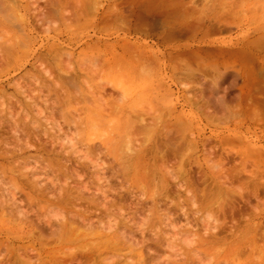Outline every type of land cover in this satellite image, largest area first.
I'll use <instances>...</instances> for the list:
<instances>
[{"label": "rangeland", "instance_id": "rangeland-1", "mask_svg": "<svg viewBox=\"0 0 264 264\" xmlns=\"http://www.w3.org/2000/svg\"><path fill=\"white\" fill-rule=\"evenodd\" d=\"M14 1H16V4L15 2L13 3L12 0H0V3L3 2L4 4V5H2V3L0 4L3 6V8L1 6L0 12L3 10L5 13L8 12L7 13L8 17L3 12V14L5 15V18H3V14H0V47L4 48L5 42H7L9 43L8 45L10 46H11L10 43L15 44V47L19 49V52L16 53L18 58L16 60L13 58L12 61H10L13 63L11 64L12 67L9 64L8 60L4 62H5V65L7 64L9 66V69L7 67H4L6 70H4V68L2 70L1 68L3 66H0L1 67L0 68L1 70L0 71L1 72L0 82L2 81L0 83V101L4 102L5 104V106H2V107L0 106V113H1L0 116L5 120V122H3L2 125L0 126V138H1L0 139L1 141L0 150H2L0 151V177H1L0 182L4 183V185H0V193L2 191L1 188H8L9 193H12L15 191L14 186L12 185V183H10V181L12 180L11 175L14 174V173L11 174V171H9L11 168V166H9V164L11 163L9 162L10 161L12 162V159H10L9 161H6L4 159V156L6 155H3V154H7V152L11 153L14 150L15 146L17 147L18 146L17 144H19L20 142H21L20 147L24 146L26 147V149H25L24 154L21 157H17L15 159L17 160L16 162H18V164H15L16 163L15 162L14 163L15 165L12 166V168L16 171V175L15 174L14 175L16 176L18 180L20 179V174L18 173V170H23L26 178L30 177V173L37 172L39 174V176H37L38 178L44 179L48 183L55 181L56 184L61 185L65 183L64 181L66 180V178L63 175L59 174L60 172L59 168H61V173H62V170L69 172V173H74L75 169L78 167L77 164L80 163L79 162L80 156H78L79 158L78 159L76 155L81 153L80 155L82 157L84 156L86 152H89L87 151V149L89 150L90 148V152H94L93 147L98 146V149L100 150L101 148L102 151L100 150L101 152L99 151L96 153H92V157L96 159L98 158V156L100 157L99 158L100 160L98 162L99 164L102 163L101 165H103L105 169L102 171L107 173L106 179L108 182H111V183L102 182V185L104 187L107 186L108 188H111V187H113L114 189L117 188L118 189L117 191H120L122 194L124 193L127 194L129 190L132 192V195L135 193L136 196H138L139 194L141 195V193H144L145 197L143 195H141L143 198L140 197L142 200L149 199L148 197H151V195L154 196V193L157 195L156 192H159L162 190V189L160 190L159 188L160 187L159 184L161 182L157 184V186L156 184L152 182L153 184H149L150 186L152 185V187L147 185L145 188L144 186L130 183V181H136L134 179H136L135 173L136 171L139 170L138 168L136 170H133L132 172L130 171L127 174L124 173L123 174L124 179L123 178L122 179L120 178L121 180L112 179L111 177L112 169L122 170L121 168L123 166L121 165L124 162L122 160H124L125 157L126 159L128 157L126 155L125 156L123 155L124 158L123 157H122L123 159L120 158L122 152L127 153L126 151H123L124 141L126 143L127 141H129L130 143L132 142L131 144H128L129 142L127 144L128 146L130 145L131 147H133L132 146L133 142H136L137 140V142L133 144L134 147L135 145L137 146L136 148H140L142 146L141 144H143V141L146 142V140H149L147 142H150V144H147V146L149 147L150 146L153 147L152 145L153 143L156 145L158 144L160 146V143L163 142L162 140L164 137L166 138L169 136L172 137V135L174 137L176 133H179V131L176 132L175 130H180L182 134L181 138L184 139V143L187 141V139L189 142L191 141V139L193 141V142L191 141L192 145H191V142L190 143L187 142L189 145H191V147L190 146L188 147L187 144L186 145L188 148L185 146L182 147L183 150L186 148V151L185 150L184 151L185 153L187 152L186 153L187 156L185 157V160L186 161L190 160V157L192 159V162L188 163L187 161L188 165H185V166H186L187 172H189L190 170L189 173L191 175V172H192L193 176L195 175L197 176V174L199 176V173L201 174V171L202 173L204 171V173H206L208 176L209 175L212 176L213 174L220 173L221 170L222 172H224L223 167H222L223 169L221 168V170L218 169L219 171L217 169L216 170L214 169L215 166L213 168V164L215 165L216 162H219L220 167L223 165H226L228 167L227 164H230V162L228 163V161H231L232 159H230L231 157L230 154L225 153V152H229V151L226 150L224 152L223 148L218 145L219 142H217L219 139H223V138L237 139L236 142L239 143L238 145L236 143L237 146L233 145V146H229L230 148H227V149H230L229 153H231L233 156L235 155L233 162L231 161L232 163L237 162L239 158L242 159L241 157H239L241 153L242 156L244 155V157L246 156V154L249 155V158L245 157V159H243L242 162H244V160L247 161L253 156V158L250 159L251 161L253 160V165L254 163L256 166H258L257 165L258 163L260 165H263L262 163H264V161H259L256 158L255 154L260 153L264 155V106L262 107L256 106L252 101L262 96V94H259V93H261L263 89L257 88L256 85L252 83L249 84V86L245 87V84H246L245 82L247 81L246 77L249 78L253 76V70H251L252 66H251L250 60L252 58H256V56H261L264 61V46H263L264 44H260L258 42L259 40L258 38H260L262 33H264V30H263L264 29V0H239L240 2L236 0H227V1L226 0H223V1L222 0H92V1L86 0L89 6L88 4H86V2H84V0H79V1L76 0V2L75 0H65L64 3L62 0H53V2L57 1L58 2V3L56 2L57 4L56 3L54 4L53 2L50 3L51 0H47L49 2L47 4L45 0H14ZM166 1L169 4L167 3L168 5L164 6L166 4L165 3ZM77 2L80 4H77ZM155 2L157 3L156 6L154 5ZM48 4L53 5L51 7L53 9L52 10L53 12H51V14L52 13L56 14L54 11L58 12L57 9H59L58 8L59 5H61V8H60V12L56 14L58 16L54 15L55 16L54 18L52 14V17L49 18V20L47 19V21H45L39 17L41 14L39 12H42L44 9H45L44 12L45 11L47 12V10L50 11L51 8L49 7ZM158 4L160 5V7L158 6ZM47 5L48 7H46ZM79 5L82 6L81 12L83 11L84 15L86 14V18L88 20L82 19L83 17L78 16L80 12ZM54 6H56L57 9L56 7L54 8ZM71 6L74 8V14L76 15L77 19L73 17L72 15L73 12L71 16L73 19H75L76 23L74 22V20L69 21V18H68L70 17L69 14L71 13V11H73ZM6 8H8V11H6L7 10ZM40 8L42 9V11H39ZM75 8H78V10H76ZM158 8L160 9L158 10ZM166 8L168 9L170 8V10L167 9V12L169 13V15L173 11L176 12V13H173L174 15L173 17L171 14L168 19L169 15L165 11ZM185 8L186 9L189 8L188 9L189 15L188 13H186L187 17L181 15L183 14L182 10L183 11L186 10ZM36 9H39L38 10L39 12L34 11ZM68 10L69 12L65 14ZM178 10L179 11L181 10L180 11L181 14L179 15H181L182 17L179 16L181 18L180 20L183 21L182 19L186 18V21L184 20L183 22H181L178 19L177 13H180V12H177ZM148 11L151 14V17H150L151 19L148 18L150 16ZM81 12H80V15H82ZM36 13H37V16H36ZM143 13L145 14L148 13L149 15H145ZM156 13H159L161 17L160 15ZM143 15L148 16V17L144 18ZM163 15H166L164 16L166 19H164ZM36 17L40 18L39 22ZM41 17H44V16H42L41 14ZM156 17L158 20L156 19ZM64 18H66L67 20ZM172 18L173 19L176 18L175 19L176 21L173 20ZM144 19H148V21L146 20L147 21L146 24L142 23L143 21L140 22V20H144ZM167 19L168 20L171 19L173 22H176V24H171L172 21H168ZM40 20L41 21L43 20L44 22H41ZM150 21L153 22L154 24L151 23ZM166 22L167 23L169 22V23L167 26L164 27V23L167 24ZM131 23L133 26L131 25ZM219 23L220 25L218 26V28L220 29V31H217L215 33L207 31L208 26L210 25L215 26ZM226 23H228L230 27L228 26L226 28V25H227ZM141 24H142V27L140 26ZM144 25H145V30H143ZM136 26L138 27L137 29L141 27L143 32L142 30H136ZM173 29H176V30L178 29L180 33H178L179 32L178 30H177L178 32L177 31L175 32ZM162 31H164V35H162L163 34ZM167 39H170V40H167ZM166 40L169 42L166 43L167 42ZM124 42L128 45L126 46ZM16 44L19 45V47L16 46ZM249 44L251 45L249 47H246ZM242 47L245 48L244 52L235 53L236 51L243 49ZM59 50H62L61 52H63V54L65 53L64 54L65 56H63V54H60ZM228 51H232L234 53H231L225 56L219 55L220 53H225V52H227L228 54ZM194 52H197V53H194ZM206 52H215L218 55H207ZM50 54L55 57L56 59L55 61L51 59L53 56H51V58L49 57ZM57 54L59 57H61V58H58L59 60L61 59V61L59 62H56L57 57H58ZM66 54H69L70 57L68 55L66 56ZM42 55H45V56H42ZM40 56L45 57L44 61L42 60L43 58ZM4 58H5L4 60H6V57ZM0 60L3 61V59H0ZM9 60H11L10 57H9ZM2 61H0V63ZM45 61H49L47 62L48 64L47 68L45 65L46 64ZM41 62L43 64L45 63L44 67L40 66L42 65ZM99 63H101V66H99L100 65ZM36 66L39 67V70L37 69L38 67ZM48 68L49 69L51 68L53 72L49 70ZM46 69H48V71ZM67 71H70V73L68 72L67 74ZM71 71H74L75 73L73 74ZM191 71L194 73L196 72L195 76L197 78H199L200 76L201 77L199 79L195 78V76L190 77L192 75ZM48 72L49 74L50 72L51 74L56 73L54 77L57 75L59 81L57 79H53L54 78L53 75H52V79H50L48 77L50 76ZM187 72L188 74H190L191 72V75L189 76ZM183 73L185 74V76L183 75ZM46 74H48V76ZM70 74H73L76 78H79L77 79L78 82L76 81L79 85H78V88L75 87V90L73 87L72 89H69L68 85L64 84V78L66 79V77H71ZM241 74H244V76H242ZM60 77L62 80H60ZM215 77L216 79H214ZM71 78L73 79L74 77L72 76ZM193 78H195L196 80ZM35 79H39L40 82L43 81L42 83L45 84V87L43 85L41 87L38 83L37 85L34 82ZM184 80L188 81L190 85L192 86V88L190 85H189L190 87L187 86L189 83ZM211 80L212 81L215 80V82L214 81L210 82ZM16 81L18 83L21 82L19 85H21L22 88L26 90L27 94L29 93L30 96L35 98L36 100L35 103L37 104L36 106H26V105L25 106H10L12 104L11 102L9 103L8 100L10 99L8 98V95L6 96L5 93L11 95L10 98H13L12 97L13 95L14 99L16 98V99L24 100V97L22 95L20 96L16 90L17 88H15L16 86L14 85V83L18 84L16 83ZM52 81L56 84H53ZM58 82L61 83V85ZM216 82H218L219 84ZM194 83H195V86L193 88ZM196 83H198V85H196ZM24 84L25 86H23ZM50 84L52 86L51 87L52 89L48 91V89H50V86H49ZM10 85L12 86L14 85V86L12 87ZM55 85L61 86L60 90H64V91L61 93L58 87H56L58 90L54 89ZM48 86L49 88L47 89ZM66 86H67V89L64 88ZM243 87L245 88H244V92L242 93ZM39 88L42 89V91H44L41 93L42 95L40 97L41 101L38 100L39 98L38 95H40V93L37 89ZM76 88L78 91L76 90ZM186 88H189V90H187ZM258 89L259 91H257ZM5 90L7 92H5ZM55 90L61 93L60 94L58 92L59 98H55L57 97L55 96L56 95ZM91 90H93L94 92H99L100 94L103 93V96L107 94L104 97L106 96H107L106 98L111 97L110 101H112L113 104H115L114 102H116L118 106H121L122 108L125 107L128 111H131V113H132V109L133 110L137 109V111L135 112L136 113L140 112L141 114H144L145 116L144 119L139 121L134 118L131 124H126L127 114H122L120 111H118L113 116L108 117L106 120L93 123L96 120L98 121V119L95 118L96 120L92 121L91 120L92 117L90 119L89 112L87 113V111H85L86 109H81V108H85V106L94 105L93 102L85 103L84 102L85 100L82 97L83 95H85V93H94L93 91L91 92ZM254 90H256V93H254ZM1 91H4L5 93H2ZM202 91L205 94L206 98L211 101L212 106H209V108L212 107V110L213 109L216 110V111L214 110L215 112L213 111V114L216 113V116H211V114H209L208 116V113L206 114L203 111L207 115L206 116L204 113H201L200 108H197L198 106L202 108V106L197 104L198 106L194 107V106H189V104L186 103L185 99L189 95L190 97H192V94H193V99L195 100L199 98V95L196 92H199L201 96ZM70 92H71V95L69 98L67 96L64 99L62 98V97H65V95L69 94ZM32 93L33 95H31ZM77 93L81 95L82 99L79 98L80 95L77 97L78 95ZM256 94L261 95V96H257ZM197 95L198 97H196ZM241 96L244 97V101H242V103L240 101ZM251 96H252V100H250ZM46 97L48 99L49 104L47 102ZM60 97L62 99H60ZM80 99L83 101H80ZM50 101L54 105H52ZM76 103L78 104L75 105ZM79 109L82 112H79L80 111ZM197 109L200 112H198ZM14 110H16L17 112ZM95 110H96V106H93L92 111H91L92 115L95 114ZM131 113L129 112V114ZM134 113H132L131 115H134ZM18 114H19V117L17 116ZM219 115H220L219 118H221L220 119L221 121H219V118L217 117ZM25 117L27 118L25 121H23ZM208 117L209 118L214 117L218 119L217 120L214 118L209 119ZM32 119L35 121L34 123ZM150 119H151V122H150ZM10 120H12L11 121L12 123H10ZM13 120H15L16 122L18 120V122L21 124V128H22L21 130L23 132L22 133L23 135L21 136L22 138L20 142L19 140H16L15 134L11 131L13 127L12 126ZM26 122L28 123L26 124ZM29 123L31 124V127L33 125L36 126L37 124H39L38 127L40 128H38L37 126L33 127V128H37V130L29 128L30 127ZM119 123L121 125H129L130 129L126 127V129H124L123 132L122 131L120 132L117 130L118 136H116L117 132L114 134L113 131L117 128L116 125H118ZM154 124L157 126L159 125L158 128L163 129V130H156L157 128L156 129L154 128ZM178 124L180 125V127L178 126ZM130 125H132L133 127ZM141 125L143 126V128L145 127L149 128V125L151 126L153 125L152 128H154V131L153 130H151L150 132L147 131L148 133L147 134L141 129L145 135L142 132L140 134L141 130L139 127L142 128ZM181 125L186 126V130H183L184 126L182 129ZM23 128L26 133L28 132L27 134L23 131ZM59 128H62V131H60ZM129 131L131 133H129ZM29 133L31 134L30 136H29ZM64 133H67V134L64 135ZM137 133L139 136L137 135ZM58 134H61L59 140H58V137H59ZM66 135H68L66 137L67 139L70 136L74 138V140L73 139L70 140L71 143L74 142V145L72 144L74 146L73 148L74 151H72V147H71L72 145L66 142V145L68 143L70 145L69 147L71 148L70 149L71 151L69 150L70 152H72V153L69 152L70 156H64L68 152H66V150L63 151L62 148L60 147L61 143L64 144L65 141H69L67 139L65 141H63L64 139L63 140L61 139V136L62 137L64 136L63 138H65ZM109 136L113 137L114 140L119 139V141L116 140L119 143L116 142L115 145L114 143L113 145L109 144V146L107 147L102 145L101 144L103 143L102 141L106 142L107 144L109 143L107 141V138ZM55 138H56L57 143L55 141ZM174 138H180V135L177 134L176 137ZM60 139L63 142L61 143L58 142V141H61ZM204 139H207V140H205V143L203 144ZM177 140L179 142L180 139H177ZM208 140H210V142ZM172 141H176V139ZM13 142L15 144H13ZM145 142H144V145H145ZM207 142L209 143L205 145ZM126 143H125V146H126ZM75 144L78 145L77 149H76ZM137 144L141 146H138ZM195 144L197 145L196 148L195 147L192 148V146H195ZM12 145H14V147ZM99 145H101V147ZM61 146L63 145L61 144ZM216 146L218 148L217 150L214 149V152L218 154L217 156H214V155L213 157H209V156L207 157V155L205 156L206 151L211 150L212 147L216 148ZM63 147H66V146H63ZM69 147L67 148V151ZM134 147L129 148L127 150H130V149L134 150L135 149ZM149 147L147 149H149ZM204 148L208 150H205ZM54 149L55 151H53ZM56 150L59 151L58 152L60 153L59 156ZM61 150L65 152L64 155H61L63 154ZM76 150L78 152L80 151L81 152L77 153ZM131 152H130V155H131ZM234 152L236 153L234 154ZM211 153H213V151ZM224 155L226 156V159ZM75 156L78 160H75L76 159ZM171 156H173V154H171ZM59 158L61 159L65 158L66 160L69 159L70 161H66V162L59 161L58 162L57 159ZM173 158L174 157H172V159ZM52 159L57 161L56 164H59V167H56L55 164L51 165ZM118 159L121 160V162H119ZM196 159L200 161L199 164L196 163V165H198L197 166L198 168L195 166ZM61 162L64 163V165L61 164ZM118 162L121 164H119ZM65 163L67 165H65ZM83 163L88 164L84 160V162L80 163L81 165V166L79 165L80 168L78 167L75 171L76 174L77 172L83 173V174L80 173L83 176L82 178L81 177L79 178L80 181L78 180V177H76L77 175L75 174L74 177H71L70 179L66 180V182H69L68 184L66 183V185L64 184L63 185L66 188L68 187L69 190L71 187L72 194L74 192L77 193V191L79 190L78 186L80 187L87 186L86 189L91 188L90 193L87 192L86 189H85L86 191L84 190L85 191L84 196L86 198V195H88L87 196L88 199L91 196V200H92L93 199L92 197L94 195L93 192L96 191L94 189H97L98 185H100L101 182L97 180L96 176H92V174L95 173L94 171L97 170L95 169L96 167L88 165L90 166L89 168L91 170L88 167H86V169L88 170L87 171L86 169H84L82 165ZM175 163H174V166L171 168H177ZM187 163L185 162V164ZM72 167H75V169ZM4 168H6V171H5L6 173L2 171L4 170ZM71 168L73 171L72 170L69 171V169ZM81 168L84 169L85 172L81 171L82 170ZM55 171L58 173H56ZM127 175H129V177L130 175H132V178H128ZM125 176L127 177L125 178ZM25 177L21 178L19 182L25 183L26 181H28ZM57 178H60L61 180L63 179L64 181L62 180V183H59ZM158 180L159 179H157L155 182L158 183L160 181ZM209 181H210L209 184L212 183L211 180ZM24 183L23 185H20L19 183V186L25 193L23 194L24 202L22 203L24 205L23 208L25 207L24 208L25 213L26 212L29 213L28 214L29 219H27L26 221H22V223H20L19 218L21 217L25 219V214L24 216L18 215L19 217L16 218L17 216L14 217L16 213H14L13 217L16 218L17 220L11 217L8 218L10 219L8 221L3 222L0 220V233L2 235L7 234L14 238L21 236L24 239V241H28V243H30L31 246L35 245L33 243H38V246L31 247L30 251L32 250L36 252L35 255L39 256L35 258L37 259V262L41 260V263H46V261H48L47 259L48 252H52L53 248L52 247L50 248V246H48L46 250H44V253H41L40 251H36V248L38 249L43 246H47L49 244L53 245L54 242L56 241L54 237L50 235H46V234L44 235V237H46V240L43 237L44 239L43 241H46L45 243L47 244L42 243L43 241H41L42 240L41 235H40L41 240L40 239L37 240L38 233H41V231L38 229V226L40 225L39 221H41V223L45 221L48 222V220L49 221L50 220L62 221L63 220L62 218L65 217V215H62V214H65V211L62 212L61 214L62 210L57 209L56 210L57 214L59 213L60 215H57V217L56 216L54 217V215H56V212L55 214H53V212L50 211L52 210L51 208H48V209L43 208L44 206L42 205L43 199L41 198H34L35 200L34 203L35 205H37V207L33 203L32 206L34 207L31 208L30 207L31 205H28L27 203V194L31 195L32 197V194H35L36 190L35 189L30 190V188L33 185L31 182L30 183L27 182L25 184ZM80 183H82L83 185H81ZM107 183L109 185H107ZM169 183L171 182L169 181ZM25 185H27L29 189ZM122 187L123 189L125 188V190L126 189L127 190L124 191ZM74 188H77L76 191ZM142 189L143 191L145 190L146 192H143ZM152 189H156L157 191L155 190L153 191ZM18 192L19 191H17V193ZM97 194L99 195V193ZM18 196L20 195L18 194ZM262 196L264 195L262 194ZM262 196H261V199L263 200L264 197ZM110 197L113 198V194H110L109 198ZM131 197H133L132 199H129L131 203H134V202L136 203L139 200V199L137 200V197L136 198H134V196H131ZM171 197H174V196H171ZM182 198L183 197H181V200ZM171 200H173V198ZM181 200L180 198H178L177 200L174 199V202H175L174 206L177 207V205L180 204V207L179 208L177 207L178 210L176 208V211H174V213H170L169 218L163 217V220H161L157 216H154L153 222H152L153 224L151 223L150 226L143 225L146 227L148 226L147 230H146V227L141 226V223L146 218L145 216L149 214L148 212L146 214H142V215L137 214L134 216L132 212L127 214L126 209L125 210L123 209L124 211H120L123 213V215H125L126 218H128L129 220H132L131 222H134L131 224L132 230H133V233L134 232L136 233V238H138L139 240H142V234L140 232V228L144 230L145 234L147 233L148 236L150 234L152 237L154 236V234H156L154 232L157 230L159 231V232L157 231L159 234L161 233L159 238L160 239L162 238V240H164L163 243L166 245L163 244L164 246H159L157 249H154L153 248L154 245H152V247L150 248L151 250L150 251L149 248L145 247L143 243L140 244L141 245L140 249L141 250L145 249L144 257L148 256V259L146 257V260H149V258H151L152 256L150 263H147V264H173L174 262H175L174 264H264V247H263L264 241H260L259 244L253 245L251 247H250V243L246 244L245 246H242L241 248H239V250L236 249L237 247L232 246L233 243L229 244L227 242L220 243V244H217L211 247H204V245L203 246L200 245L201 238H203L206 241H207V238H210L209 233H208L210 232V229L208 228L212 227L214 225L213 223H217L218 225H220L218 232H221L220 229H223V225H224V223L220 221L222 217H220L221 216L220 213H216L217 212L216 210L218 209L217 206H215L214 208H209L205 210L201 208L199 215H193L194 211H196L197 209L196 207L198 206V204L193 207L192 204L186 201V196H185V199L183 200L185 201V204L181 205ZM39 202H40L39 204L40 207L38 205ZM87 202H89V200H87ZM236 203L239 204V200H237ZM253 204H256V200L252 201V205ZM181 206L185 207L183 209H185V212L189 214L191 218L190 223L192 225L191 224L187 225L186 217L183 215L184 211L181 208ZM259 207H260L259 208L260 212L264 216V203L261 204ZM180 209H182V212L180 211ZM250 209L251 208H249L248 211ZM246 210H244V212H246ZM251 212L252 211H250V213ZM246 213H245L246 216H250V221L245 220L246 218H244L245 222L244 220L243 222L239 221V224L237 225V227H235L236 232H234L232 231V229L234 230V228L231 227L230 218H228L227 219V224H228L227 230H228L229 225L231 227L229 229L231 230L229 232L225 230L228 233H225V232L223 233L222 231V234L224 235L219 236V237L226 238L232 235L236 237L237 235L241 234L242 230L243 231L246 230L247 227L250 230L251 225H253L254 219L257 220L259 218V216H257V214L259 215V213L255 214L256 212L255 213L252 212L251 214L255 217H253L252 215H249L250 213L248 212ZM117 214H118L117 216L119 217V214L121 213L118 212ZM45 218H47V220H45ZM154 218H155V221H154ZM31 219L34 223L37 222V219H39L38 220L39 223H35L36 227L32 226L29 223V220ZM217 219H218V222H217ZM239 219L240 217L238 218V220ZM209 220L211 222L213 221V223H211ZM258 220H260L262 224L264 223L263 221L264 219L261 218ZM172 221L174 225L176 226L167 227L166 223H170ZM229 221H230V224H229ZM240 222L244 224L242 225ZM240 224L243 227L239 226ZM205 225L206 226L208 225L207 226L208 230L205 229L206 228ZM33 229H35L36 233ZM30 230H33L32 233H35L36 236H34L33 234V237H32L35 240L31 238L32 235H29L30 237L27 236V234H31ZM163 230H166L167 233L161 236L163 234L162 232H164ZM151 231L154 234L150 233ZM239 231H240V234L238 233ZM215 232H217V230ZM30 238H31V241H30ZM49 238H52V239L50 240ZM187 239L189 240L191 239V242L189 243L188 241V244L187 242L184 241ZM1 241L2 239L0 238V242ZM171 242L173 245L171 248L173 249H170V247L168 248V246L171 245ZM260 243L262 244V246ZM147 244L151 246L150 241H148ZM199 245L204 248H200ZM17 248L18 249L20 248L22 250H17ZM146 248L149 251L148 255H146L147 254ZM14 249L17 250L16 253L23 252V253H20L21 255L19 254L20 260H22L21 256L23 257L26 255L25 257H27L26 259L27 261L24 262L25 264H30L29 259H31V261L32 259L34 260V256H35L33 255L34 253L32 252L31 254L28 248H23L21 246V247H15ZM195 250L197 252L196 253L197 255L193 253L195 252ZM252 250H255L254 253H257L258 251L257 253L258 255H256L254 259H249V257L246 255L250 253V251ZM28 251L33 256V258L31 255H30L31 258L29 255H27L29 254ZM136 256L134 255L133 259L135 261H138L136 260L138 257L135 259ZM14 257L15 255L12 254L11 258L14 259ZM1 261L2 259L0 257V262ZM32 262L35 263L36 261L35 262L32 261ZM37 262L36 264H38ZM81 263H84V260ZM75 264L77 263L75 262Z\"/></svg>", "mask_w": 264, "mask_h": 264}, {"label": "bare ground", "instance_id": "bare-ground-1", "mask_svg": "<svg viewBox=\"0 0 264 264\" xmlns=\"http://www.w3.org/2000/svg\"><path fill=\"white\" fill-rule=\"evenodd\" d=\"M46 1V4L47 3H49L47 0H45ZM63 1V3H64V1L65 0H62ZM61 1V2H62ZM77 1H79V0H77ZM90 1V0H89ZM92 1V0H91ZM223 1V0H222ZM221 1V2H222ZM227 1V0H226ZM236 1H239V0H236ZM4 2V1H3ZM3 2H1L2 3V5H4L3 4ZM12 2L14 3L15 2V4H16V1H14V0H12ZM19 2V1H18ZM53 2V0H51V2L50 3H52ZM57 2V1H56ZM56 2H53L54 4L56 3ZM75 2H76V0H75ZM84 2H86V4H88V2L86 1V0H84ZM164 2V1H163ZM240 2V1H239ZM0 3V4H1ZM6 3V2H5ZM58 3V2H57ZM56 3V4H57ZM80 3H81V1H80ZM80 3H78L77 2V4H80ZM156 3V2H155ZM154 3V5L156 6L157 5V3L155 4ZM166 3V4H165ZM164 4V6H167L169 3L166 1ZM168 3V4H167ZM218 3V2H217ZM160 4V3H159ZM158 4V6L160 7V5ZM163 4V3H162ZM224 4V3H223ZM238 4V3H237ZM2 5H0V9H1V6ZM6 5V4H5ZM18 5V4H17ZM49 5V4H48ZM48 5L46 6V7H48ZM174 5H176V4H174ZM173 5V6H174ZM53 5L51 4V5H49V7L51 8ZM88 6H89V4H88ZM150 6V5H149ZM162 6V5H161ZM56 6H54V8H55ZM72 7V6H71ZM81 7L82 6H80L79 5V10H80V12H81ZM87 7V6H86ZM175 7V6H174ZM2 8H3V6H2ZM39 8V7H38ZM49 8V9H50ZM58 8L59 9H57V7H56V9H57V11L58 12H56V11H54L56 14L57 13H59L60 12V8H61V5H59L58 6ZM88 8V7H87ZM140 8H142V7H140ZM190 8V7H189ZM188 8V9H189ZM191 8H192V6H191ZM240 8V7H239ZM7 10L6 11H8V8H6ZM72 9H73V11H71V13L69 14V16L70 17H68L69 18V21H73L74 20V22H75V19H77L76 18V15L74 14V8L72 7ZM76 10H78V8H75ZM89 9V8H88ZM148 9V8H147ZM150 9V8H149ZM160 8H158V10H159ZM164 9V8H163ZM167 9L168 8H166L165 9V11L167 12ZM186 9V8H185ZM188 9H186V10H182V12H183V14H181V10L179 11H177V12H180V13H177V17H178V19L180 20L181 18L180 17H182V16H186L187 17V14L186 13H188V15H189V10ZM235 9H236V7H235ZM3 10V9H2ZM39 9H36V10H34V11H38ZM45 10V9H44ZM44 10L42 11V9L40 8V10L39 11H42V12H39V13H41L42 14V16H44V17H41V14H40V18L41 19H43V20H45V21H47V19L49 20V18H51L52 17V14H51V12H53L52 10V8L50 9V11L49 10H47V12L45 11L44 12ZM168 10H170V8L168 9ZM176 10V9H175ZM50 13H49V12ZM88 11V10H87ZM196 11H198V10H196ZM253 11V10H252ZM2 12V13H1ZM0 12V14H3V12H4V10L3 11H1ZM69 12V10L65 13V14H67ZM72 12H73V14H72ZM80 12H79V14H78V16H80V17H83L82 19H87L86 18V14L84 15V12L82 11L81 12V14L83 15H80ZM145 12V11H144ZM149 12V11H148ZM157 12V11H156ZM166 12H165V14H166ZM172 12V11H171ZM8 13V12H7ZM7 13H5L4 12V14L5 15H7V17H8V14ZM46 13V14H45ZM173 13H176L175 11H173L171 14H172V17L174 16L173 15ZM185 13V14H184ZM191 13V12H190ZM3 14V18H5V15ZM35 14V13H34ZM56 14H53V17L55 18V16L54 15H56ZM71 14L73 15V17H75V19H73L72 18V16H71ZM143 14H145V13H143ZM149 14H150V12H149ZM148 13L147 14H145V15H149ZM156 14H158V15H160L159 13H156ZM167 14L169 15V13L167 12ZM170 14V15H171ZM179 14H181V15H179ZM75 15V16H74ZM114 15V14H113ZM117 15H119V14H117ZM170 15L168 16V19H169V17H170ZM196 15V14H195ZM36 16H37V13H36ZM56 16H58V15H56ZM62 16V15H61ZM60 16V17H61ZM66 16V15H65ZM104 16V15H103ZM107 16V15H106ZM112 16V15H111ZM144 16V15H143ZM153 16H155V15H153ZM164 16H166V15H163V17ZM180 16V17H179ZM39 17H36L37 18V20H38V22H39ZM67 17V16H66ZM85 17V18H84ZM147 18L148 16H144V18ZM151 17V14H150V16L148 17V18H150ZM160 17H161V15H160ZM24 18V17H23ZM142 18V17H141ZM155 18V17H154ZM153 18V19H154ZM159 18V17H158ZM9 19V18H8ZM25 19V18H24ZM64 19H66V18H64ZM81 19V20H82ZM107 19V18H106ZM113 19V18H112ZM151 19V18H150ZM152 19V20H153ZM156 19H157V17H156ZM164 19H166L165 17H164ZM167 19V20H168ZM173 19V18H172ZM176 19V18H175ZM175 19H173V20H175ZM177 19V20H178ZM199 19V18H198ZM197 19V20H198ZM26 20V19H25ZM41 21V22H44V21ZM63 20V19H62ZM67 20V19H66ZM88 20V19H87ZM100 20V19H99ZM145 21L147 20L148 21V19H144ZM144 20H140V22H142V23H147V21L145 22ZM151 20V21H152ZM155 20V19H154ZM153 20V21H154ZM158 20V19H157ZM178 20V21H179ZM183 21L185 20L186 21V18H184V19H182ZM6 21H7V19H6ZM79 21V20H78ZM150 21V22H151ZM168 21H172L171 19L170 20H168ZM176 21V20H175ZM181 21V20H180ZM183 21H181V22H183ZM214 21V20H213ZM73 22V23H74ZM139 22V21H138ZM149 22V23H150ZM156 22V21H155ZM163 22V21H162ZM199 22H200V20H199ZM76 23V22H75ZM89 23V22H88ZM91 23V22H90ZM151 23H153V22H151ZM167 23V22H166ZM169 23V22H168ZM168 23L167 24H165L164 23V27L165 26H167L168 25ZM212 23V22H211ZM84 24V23H83ZM154 24V23H153ZM158 24V23H157ZM160 24H162V23H160ZM171 24H176V22H171ZM227 25H226V28L229 26L228 25V23H226ZM131 25H132V23H131ZM148 25V24H147ZM220 25V23L219 24H217V25H215V26H212V25H210V26H208L207 27V31L208 32H217V31H220V29L218 28V26ZM133 26V25H132ZM139 26V25H138ZM141 27H142V24L140 25ZM183 26V25H182ZM141 27H139V29H137L138 27L136 26V30H142L141 29ZM152 27H153V25H152ZM160 27V26H159ZM230 27V26H229ZM233 27V26H232ZM129 28V27H128ZM143 30H145V25L143 26ZM148 28V27H147ZM224 28H225V26H224ZM130 29V28H129ZM153 29V28H152ZM151 29V30H152ZM179 29V28H178ZM177 29V30H178ZM222 29V28H221ZM69 30V29H68ZM143 30H142V32H143ZM155 30V29H154ZM164 30V29H163ZM175 32L177 31L176 29H173ZM206 30V29H205ZM264 30V29H263ZM262 30V31H263ZM147 31V30H146ZM179 31V30H178ZM177 31V32H178ZM181 31H182V29H181ZM187 31V30H186ZM225 31V30H224ZM21 32V31H20ZM148 32V31H147ZM163 32V34L162 35H164V31H162ZM174 32V33H175ZM258 32V31H257ZM152 33H153V31H152ZM159 33V32H158ZM178 33H180V31L178 32ZM177 33V34H178ZM6 34V33H5ZM150 34V33H149ZM155 34V33H154ZM7 35V34H6ZM254 35V34H253ZM174 36V35H173ZM180 36V35H179ZM160 37V36H159ZM255 37V36H254ZM17 39V38H16ZM186 39V38H185ZM259 40H258V42L260 43V44H264V33H262V35L260 36V38H258ZM3 40V39H2ZM167 40H170V39H167ZM166 40V41H167ZM176 40H178V39H176ZM165 41V42H166ZM4 42V41H3ZM10 42V41H9ZM17 42V41H16ZM169 41H167L166 43H168ZM125 43V42H124ZM2 44H4V43H2ZM9 43H7V42H5V47L4 48H2V47H0V48H2V49H0V59H3V61L2 60H0V61H2L0 64V66H3L1 69L3 70V68L4 67H7L8 69H9V66L6 64L5 65V62L4 61H7L8 60V62H9V64L11 65V64H13L12 62H10V61H12V59L14 58L15 60L18 58V56H17V52H19V49L17 48V47H15V44H12V43H10L11 44V46L10 45H8ZM23 44V43H22ZM126 44V43H125ZM128 44H126V46H127ZM165 45H167V44H165ZM251 44H249V45H247L246 47H249ZM13 46V47H12ZM16 46H18L19 47V45H17L16 44ZM264 46V45H263ZM262 46V47H263ZM21 47V46H20ZM22 48V47H21ZM131 48V47H130ZM243 48V47H242ZM6 51H5V50ZM122 49V48H121ZM182 49V48H181ZM240 49V48H239ZM258 49V48H257ZM263 50V49H262ZM261 50V51H262ZM56 51H58V50H56ZM62 50H59V52H60V54H63V52H61ZM245 51V48H243V49H240V50H238V51H236L235 53H242V52H244ZM185 52V51H184ZM57 53V52H56ZM194 53H197V52H194ZM207 53V55H218L217 53H215V52H206ZM205 53V54H206ZM231 53H234V52H232V51H228V54H227V52H225V53H220L219 55H229V54H231ZM53 54V53H52ZM65 54V53H64ZM63 54V56H65ZM146 54H147V52H146ZM249 54V53H248ZM69 56V54H66V56ZM185 55V54H184ZM194 55V54H193ZM198 55V54H197ZM17 56V57H16ZM42 56H45V55H42ZM42 56H40V57H42ZM51 56H53V55H51L50 54V58H51ZM57 56H58V54H57ZM146 56V55H145ZM199 56V55H198ZM1 57H3V58H1ZM4 57H6V60H4L5 58ZM9 57H10V59L11 60H9ZM16 57V58H15ZM70 57V56H69ZM43 59V61H44V58L45 57H42ZM58 58H61V57H57V61L56 62H59V61H61V59L59 60ZM53 61H55L56 59H55V57L53 56L52 58H51ZM102 59V58H101ZM249 59V58H248ZM45 60H47V59H45ZM104 60V59H103ZM102 60V61H103ZM203 60V59H202ZM62 61H63V59H62ZM98 61V60H97ZM251 66H252V69L251 70H253V76H251V77H246L247 78V81L245 82L246 84H245V87H247V86H249V84H254V85H256V87L257 88H259V89H263L262 91H261V93H259V94H262V96L261 95H257V96H261V97H258L257 99H255V100H252V96L250 97L251 99L250 100H252L253 101V103L256 105V106H264V61H263V59H262V57L261 56H256V58H252L251 60ZM7 62V63H8ZM46 62V68L48 67V64H47V62H49V61H45ZM99 62V61H98ZM101 62V61H100ZM242 62V61H241ZM246 62V61H245ZM4 65H3V64ZM42 63V62H41ZM131 63V62H130ZM243 63V62H242ZM44 64L42 63V65H40V64H38V65H40L41 67L43 66L44 67ZM97 64V63H96ZM100 65L99 66H101V63H99ZM52 65V64H51ZM109 65V64H108ZM53 66V65H52ZM51 66V67H52ZM110 66V65H109ZM11 67H12V65H11ZM36 67H38V66H36ZM35 67V68H36ZM34 68V69H35ZM97 68V67H96ZM38 70H39V67L37 68ZM41 69V68H40ZM45 69V68H44ZM49 69V68H48ZM48 69H46L47 71H48ZM54 69V68H53ZM63 69V68H62ZM4 70H6L5 68H4ZM49 70H51L52 72H53V70L50 68ZM55 70V69H54ZM144 70V69H143ZM1 71V70H0ZM9 71V70H8ZM45 71V70H44ZM7 72V71H6ZM60 72V71H59ZM68 72L70 73V71H67V74H68ZM73 74L75 73L74 71H71ZM104 72V71H103ZM103 72H102V74H103ZM192 72V71H191ZM191 72H190V74H188V72H187V74L190 76L191 75ZM251 72V71H250ZM1 73V72H0ZM95 73V72H94ZM194 72H192V75L190 76V77H192V76H195V74H196V72L193 74ZM219 73V72H218ZM48 74H49V72H48ZM48 74H46L47 76H48ZM56 74V73H55ZM55 74H51V72H50V76H48L50 79H52V75H53V77H54V75ZM73 74H70V76L72 77H74L73 79L75 80V82H74V80L71 78V77H66V79L64 78V84L65 85H68V88L69 89H72V87L74 88V90H75V87H77L78 88V81H77V79H79V78H76ZM251 74V73H250ZM98 75V74H97ZM183 75L185 76V74L183 73ZM242 76H244V74H241ZM78 76V75H77ZM187 76V75H186ZM56 77V78H55ZM53 79H57L58 80V77H57V75L55 76ZM64 77V76H63ZM167 77V76H166ZM183 77V76H182ZM199 77V76H198ZM201 77V76H200ZM199 77V78H200ZM222 77V76H221ZM67 78H68V80H67ZM70 78H71V80H70ZM195 78H197L196 76H195ZM195 78H193V79H195ZM199 78H197V79H199ZM193 79H192V81H193ZM214 79H216V77L214 78ZM30 80V79H29ZM33 80V79H32ZM60 80H62L61 79V77H60ZM70 80V81H69ZM100 80V79H99ZM196 80V79H195ZM206 80V79H205ZM59 81V80H58ZM67 81H69V82H67ZM77 81V82H76ZM184 81H186V80H184ZM214 82H215V80H213ZM212 80L210 81V82H213ZM2 82V81H1ZM0 82V83H1ZM34 82L37 84H39L41 87H42V85L45 87V84H43L42 82H40V80L39 79H35L34 80ZM33 82V83H34ZM55 82H56V80H55ZM101 82V81H100ZM186 82H188V81H186ZM203 82H204V80H203ZM16 83H18L17 81H16ZM21 83V82H20ZM20 83H18V84H15L14 83V85L16 86L15 88H17L16 90H17V92L19 93V95L21 96H23L24 97V100H22V99H14V96L12 95V97L13 98H10L11 97V95H9V94H7V93H5V92H7L6 90H5V92L4 91H1L2 93H5L6 94V96L8 95V98L10 99V100H8L9 101V103L11 102V104L12 105H10V106H36L37 104L35 103L36 102V100H35V98L34 97H32V96H30L29 95V93L27 94V92H26V90L24 89V88H22V86L21 85H19ZM34 83V84H35ZM42 83V84H41ZM51 83V82H50ZM52 83L53 84H56V83H54L53 81H52ZM51 83V84H52ZM59 83V82H58ZM76 83V84H75ZM189 83V82H188ZM216 83H218V82H216ZM3 84H4V82H3ZM29 84V83H28ZM35 84V85H36ZM37 84V85H38ZM51 84L49 85L50 86V89H48L49 88V86L47 87V89H48V91H50L52 88V86H51ZM60 85H61V83H59ZM185 84V83H184ZM200 84V83H199ZM219 84V83H218ZM13 85V86H14ZM190 85V83L187 85V86H189ZM196 85H198V83H196ZM10 86H12V85H10ZM12 86V87H13ZM23 86H25V84L23 85ZM29 86V85H28ZM191 86V85H190ZM189 86V87H190ZM194 86H195V83H194V85H193V88H194ZM30 87H32V86H30ZM29 87V88H30ZM37 87V86H36ZM56 87H58V89H59V91L62 93L64 90H60V87L61 86H58V85H55V88L54 89H57ZM199 87V86H198ZM245 87H243L242 88V93L244 92V88ZM8 88H10V87H8ZM28 88V89H29ZM34 88V87H33ZM64 88H66L67 89V86L66 87H64ZM77 88H76V90H77ZM191 88H192V86H191ZM23 89H24V91H23ZM40 89V88H39ZM37 89L38 91H39V93H40V95H38V100H40L41 98V93L42 92H44V91H42V89ZM57 89V90H58ZM187 90H189V88H186ZM259 89L257 90V91H259ZM30 90V89H29ZM28 90V91H29ZM34 90H36V89H34ZM191 90V89H190ZM41 91V92H40ZM59 91H56L55 90V93H56V95L55 96H57V97H55V98H59L58 97V95H59ZM78 91V90H77ZM93 90H91V92H92ZM198 91V90H197ZM30 92V91H29ZM37 92V91H36ZM59 92V93H58ZM79 92H80V90H79ZM78 92V93H79ZM94 92V91H93ZM193 92V91H192ZM226 92V91H225ZM53 93H54V91H53ZM60 93V94H61ZM77 93V94H78ZM106 93V92H105ZM198 95H199V98H197V99H193V94H192V97H190V95L185 99L186 100V103L187 104H189V106H198V105H200V106H202V108L201 107H197V108H200V111H201V113H208V116H209V114H211V116H216V113H214L213 114V111L215 110V109H213L212 110V107H210L209 108V106H212V103H211V101L209 100V99H207L206 98V96H205V94L203 93V91H202V95L200 96V94H199V92H196ZM254 93H256V90H254ZM4 94V95H5ZM67 94V93H66ZM73 94H74V92H73ZM76 94V93H75ZM83 94V93H82ZM31 95H33V93L31 94ZM65 95V94H64ZM70 95H71V92L69 93V94H67V95H65V97H62L63 99L64 98H66V96L69 98L70 97ZM80 94H78L77 95V97L79 96ZM105 95H107V94H105ZM104 95V96H105ZM198 95L196 96V97H198ZM227 95V94H226ZM253 95V94H252ZM103 96V93L102 94H100L99 92H94V93H85V95H83L82 97H83V99L85 100L84 102L85 103H92L93 102V106H96V110H95V114H93L92 115V113H91V111H92V108H93V106H85V108H81V109H86L85 111H87V113L89 112V116H90V119H91V117H92V121H94V120H96L95 118H97L98 119V121L96 120V121H94L93 123H95V122H99V121H103V120H106L108 117H111V116H113L116 112H118V111H120L122 114H127V117H126V124H131L132 122H133V119L135 118V119H137V120H139V121H141V120H143L144 119V114H141L140 112H135V111H137V109L136 110H133L132 109V113H134V115H131L132 113H131V111H128L125 107H121V106H118V104L116 103V102H114L115 104H113V102L112 101H110V98L111 97H108V98H106V97H104ZM110 96V95H109ZM37 97V96H36ZM45 97V96H44ZM60 97V99H62ZM202 97H204V98H202ZM19 98V97H18ZM79 98H81V95L79 96ZM78 98V99H79ZM192 98V99H191ZM46 99H47V97H46ZM60 99H59V101H60ZM72 99H73V97H72ZM82 99V98H81ZM80 99V101H83V100H81ZM239 99V98H238ZM15 100V101H14ZM43 100V99H42ZM58 100V99H57ZM41 101V100H40ZM53 101V100H52ZM113 101H114V99H113ZM179 101V100H178ZM240 101H241V103H242V101H244V97L243 96H241V98H240ZM47 102H48V99H47ZM76 102V101H75ZM74 102V103H75ZM94 102H96V103H94ZM251 102V101H250ZM249 102V103H250ZM45 103V102H44ZM50 103L52 104V102L50 101ZM60 103H61V101H60ZM179 103V102H178ZM252 103V102H251ZM48 104H49V102H48ZM67 104V103H66ZM78 103H76L75 105H77ZM198 104V105H197ZM228 104V103H227ZM52 105H54V104H52ZM226 105V104H225ZM0 106L2 107V106H5V104H4V102H1L0 101ZM7 106H9V105H7ZM66 106V105H65ZM117 106V107H116ZM184 106H186V105H184ZM77 107V106H76ZM83 107V106H82ZM226 107V106H225ZM16 108V107H15ZM14 108V109H15ZM138 108V107H137ZM227 108V107H226ZM2 109V108H1ZM140 109V108H139ZM150 109V108H149ZM202 109V110H201ZM26 110V109H25ZM39 110V109H38ZM80 110V109H79ZM78 110V111H79ZM14 111H16V110H14ZM18 111H19V109H18ZM27 111V110H26ZM26 111H24V112H26ZM134 111V112H133ZM197 111L198 112H200L198 109H197ZM204 111V112H203ZM216 111V110H215ZM214 111V112H215ZM17 112V111H16ZM16 112H14V113H16ZM38 112V111H37ZM79 112H82L81 110L79 111ZM129 112L131 113V114H129ZM150 112V111H149ZM228 112V111H227ZM151 113V112H150ZM170 113V112H169ZM204 113V114H205ZM1 114V113H0ZM25 114V113H24ZM171 114V113H170ZM205 114V115H206ZM213 114V115H212ZM12 115V114H11ZM167 115H169V114H167ZM233 115V114H232ZM15 116H16V114H15ZM18 117H19V114L17 115ZM23 116H25V115H23ZM207 116V115H206ZM14 117V116H13ZM168 117V116H167ZM166 117V118H167ZM218 118L220 117V115L219 116H217ZM12 118V117H11ZM26 118L27 117H25V119L23 120V121H25L26 120ZM209 118V117H208ZM211 119H213L214 117H210ZM209 118V119H210ZM217 118V119H218ZM223 118V117H222ZM229 118V117H228ZM14 119V118H13ZM214 119H216V118H214ZM216 119V120H217ZM221 118H219V121H221L220 120ZM33 120V119H32ZM12 120H10V123H12L11 122ZM149 121V120H148ZM3 122H5V120L0 116V126L2 125V123ZM35 121L33 120V123H34ZM37 122V121H36ZM150 122H151V119H150ZM226 122V121H225ZM28 122H26V124H27ZM31 123V122H30ZM29 123V124H30ZM146 123H148V122H146ZM157 123V122H156ZM155 123V124H156ZM176 123V122H175ZM174 123V124H175ZM35 124H37V123H35ZM134 124V123H133ZM132 124V125H133ZM151 124V123H150ZM153 124V123H152ZM154 124V128L156 129V130H163V129H159L158 128V126L157 125H155ZM23 125V124H22ZM33 125V124H32ZM38 125L39 124H37L36 126L38 127ZM98 125V124H97ZM96 125V126H97ZM132 125H130V126H132ZM13 127H12V132L15 134V136H16V140H19V142H20V140H21V136L23 135L22 133V128H21V124L18 122V120H17V122L15 121V120H13V125H12ZM25 126V125H24ZM23 126V127H24ZM28 126V125H27ZM36 126H32L31 127V124H30V127L29 128H32V129H36L37 130V128H33V127H36ZM140 126V125H139ZM142 126V125H141ZM155 126H157V127H155ZM178 126L180 127V125L178 124ZM177 126V127H178ZM184 126V125H183ZM183 126L181 125V127H182V129H183ZM116 129L113 131V133L115 134L116 132V136H118V131H122L123 132V130L124 129H126V127L128 128V129H130V127H129V125H121L120 123L118 124V125H116ZM133 127V126H132ZM145 127V126H144ZM153 127V125L151 126V125H149V128L148 127H145V128H143V126H142V128L141 127H139L140 128V130L142 129L144 132H146L147 133V131H151V130H153L154 131V128H152ZM173 127V126H172ZM38 128H40V127H38ZM179 129V128H178ZM181 129V130H182ZM10 130V129H9ZM28 130V129H27ZM59 130L60 131H62V128H59ZM118 130V131H117ZM137 130V129H136ZM142 130L140 131V134H141V132H142ZM183 130H186V126H184V129ZM182 130V131H183ZM23 131H24V128H23ZM33 131V130H32ZM39 131V130H38ZM176 132H178L179 131V133H176L175 135H174V137H176V135L178 134V135H180V138H174L173 137V135H172V137H173V139H172V137H170L168 134V136L169 137H164L163 138V142L162 143H160V146L157 144H152L153 145V147H149V146H147V144H150V142H147V141H149V140H146V142L145 141H143V144H141V145H138V146H141L140 148H136L137 146L135 145V147H134V143H136L137 142V140H136V142H133V144H132V146L135 148V149H139L138 151L137 150H132V149H130V150H127V149H129V148H133V147H131L130 145V147L128 146V144H131L129 141H127V143L124 141V145H123V151H126L127 153H129V154H127V153H124V152H122L121 153V157L120 158H124V156L126 155V156H128L127 157V159H126V157L124 158V160H122V161H124L123 162V164L121 165V166H123L121 169L122 170H115V169H112V171H111V173H112V175H111V177H112V179H115V180H121L122 178L124 179V177H123V174L125 173V174H127V173H129L130 171L132 172L133 170H136L137 168L139 169L138 171H136V179H134V180H136V181H130V183H132V184H138V185H140V186H144V188L148 185V186H150L149 184H156V186H157V184H159L160 182V184H159V188H160V190L162 191V193H161V191H159V192H156L157 193V195L154 193V196L153 195H151V197H148L149 199H145V200H142L140 197H142L141 195H143L144 196V193H141V195L139 196V198H138V196H136V194L134 195H132V192L129 190L128 192H127V194L126 193H124V194H122L120 191H117L118 189L117 188H113V187H111V188H108L106 185V187H104L103 185H102V182H108L107 181V177H106V175H107V173L106 172H104V171H102V170H105L104 169V167H103V165H101L102 163H100L99 164V156H98V158L96 159V158H94V157H92V153H96V152H99L100 150H101V148H100V150L98 149V146H94L93 148H94V152H90V148H89V150L87 149V151H89V152H86L85 154H84V156H82L81 157V151L80 152H78L77 150V153H80V154H74V155H76L77 156V158H78V156H80L78 159H79V162L80 163H82V162H84V160L88 163V164H85V163H83L82 165H83V167H84V169H86V167H90V166H93V167H96L95 169H97V170H95L94 172L95 173H93L92 174V176H96V178H97V180L99 181V182H101V184L100 185H98V187H97V189H94V190H96V191H94L93 192V199L91 200V196H90V198L88 199L87 198V196L88 195H86V198H85V191L87 190V192H89L90 193V191H91V188L89 189V188H87L86 189V187L85 186H82V187H80V186H78V184H77V186H78V188H79V190L77 191V193H73L72 194V188L70 187V190L68 189V187L66 188L64 185H66V183L68 184L69 182H66V180L67 179H70L71 177H74L75 176V171H76V169L79 167L80 168V163L79 164H77L78 165V167L75 169V167H72V168H74L75 169V171H74V173H69V172H66V171H63L62 170V173H61V168H59V174H61V175H63L65 178H66V180L64 181L63 179V181L65 182V183H63V184H61V185H58V184H56L55 183V181H52L51 183H48V182H46V180H44V179H41V178H38L37 176H39V174L37 173V172H33V173H30V177H28V178H26L25 177V175H24V171L23 170H18V173L20 174V179L21 178H23V177H25L28 181H26L25 183H32L33 185H32V187L30 188V190H33V189H35L36 190V193L35 194H32V197H31V195H29V194H27V203H28V205H31L30 207L32 208V207H34V206H32V204L35 202V200H34V198H41V199H43V204L42 205H44L43 206V208H51L52 210H50L51 212H53V214H55V212H56V215H54V217L56 216L57 217V215H60L59 213L57 214V209L58 210H62L61 211V214H62V212H64L65 211V214H62V215H65V217L64 218H62L63 220H65V221H52V220H48V222L47 221H45V220H47V218H45V222H43V223H41V221H39L38 222V220L39 219H37V222H35V223H39L40 225L39 226H41V224H42V226L41 227H39L38 226V229L41 231V233H38V237H37V240L38 239H40L41 240V238H40V235H41V237H42V240L41 241H43L44 239L46 240V237H44V235L46 234V235H50V236H52V237H54L55 238V241L56 242H54V244L53 245H47V246H43V247H41V248H36V251H40L41 253H44V250H46V248L48 247V246H50V248L52 247L53 248V251L52 252H48V256H47V259H48V261H46V263H41V260L40 261H38L37 262V259H35V258H37V257H39L38 255L36 256L35 254H36V252H34V251H30V248L31 247H33V246H35V247H37L38 246V243H33V244H35V245H33V246H31V244L30 243H28V241H24V239L21 237V236H18L17 238H14V237H11V236H9V235H2L1 233H0V238L2 239V241L0 242V257H1V259H2V261L0 262V264H25L24 262H26L27 260V257H25V256H21V259L22 260H24V261H22V260H20L19 259V254L20 253H23V252H18V253H16V251L17 250H22V249H18L17 248V250H15L14 248L15 247H23V248H28L29 249V251L31 252V254H32V252L34 253L33 255H35L34 256V260L32 259V261H36L38 264H69V263H73V264H75V262L77 263V264H147V263H150V260L152 259V256H151V258H149V260H146V257H147V259H148V256H146V257H144L145 255H144V250H141L140 248H141V243H143L144 245H145V247H147V248H149V250H150V248L152 247V245H154V249H157L159 246H164V245H166V244H164L163 243V241L164 240H162V238L160 239L159 238V236H160V234L157 232V231H155L154 233H156L157 234V236H156V234H154L152 231L150 232V233H153L154 234V236L152 237L150 234H149V236H148V234L146 233L145 234V232H144V230L142 229V228H140V232H141V234H142V240H139L138 238H136V233L134 232L133 233V230H132V226H131V224L132 223H134V222H131L132 220H129L128 218H126L125 217V215H123V213L122 212H120V211H124L125 209H126V213L128 214V213H133L134 214V216L135 215H137V214H140V215H142V214H146L147 212L149 213V214H147L145 217V219H144V221L141 223V226L142 227H146V226H143V225H151V223L153 222V217L154 216H157L158 218H160L161 220H163V217H166V218H169V214L170 213H174V211H176V208L178 207H180V204L179 205H177V207L176 206H174V204H175V202H174V199H178V198H180V200H181V197H183L184 199H185V196H186V201L187 202H189L190 204H192L193 205V207L194 206H196L197 204H198V206L196 207V208H194V209H196V211H194V214H193V212H192V214L193 215H199V212L201 211V208H203L204 210L205 209H209V208H214L215 206H217V210H216V208H215V210L217 211L216 213H220V217H222L221 219L223 220H221L220 219V221L222 222V223H224V225H223V229H220V231L221 232H218V229H219V227H220V225H218L217 223H213V221L211 222L210 220V222L211 223H213L214 225L212 226V227H207L206 225H205V229H210V232H208L209 233V237L210 238H207V241L206 240H204L203 238H201L200 240H201V243H200V245H204V247H211V246H215V245H217V244H220V243H233L232 244V246L233 247H237L236 249L237 250H239V248H241L242 246H245L246 244H249L250 243V247L251 246H253V245H257V244H259V242L260 241H264V223L262 224L261 222H260V220H258V219H264V216H263V214L260 212V205L261 204H263L264 203V198H263V200L261 199V196H262V194L264 195V163H262L263 165H260L259 163L257 164L258 166H256L255 165V163H254V165H253V160L251 161L250 159L251 158H253V156L250 158V159H248L247 161H245L244 160V162H242V160L243 159H245V157H248L249 158V155L248 154H246V156L244 157V155L242 156V154L240 153V156L239 157H241L242 159H240L239 157V159H238V161L237 162H234V163H236V164H234V163H232L233 162V159H234V157H235V155L233 156L231 153H229L230 152V149H227V148H230L229 146H233V145H236V143H237V145L239 144L238 142H236L237 141V139H230V138H223V139H219L217 142H219V144L218 143H216V144H218L220 147H222L223 148V151L225 152L226 150H228L229 152H225V153H228V154H230V159H232L231 161H228V163L230 162V164H227L228 165V167L226 166V165H223V166H221L220 167V164H219V162H216L215 163V165L213 164V168H214V166H215V170L217 169H220L221 170V168L223 167L224 168V172H222V170L220 171V173H216V174H213L212 176H208L206 173H204V171H203V173H202V171H201V174L199 173V176H198V174H197V176L195 177V176H193L192 174V172H191V175H190V170H189V172H187V170H186V166L185 165H188V163H190V162H192V159H191V157H190V160H187L188 161V163H187V161L185 160V157L187 156L186 155V153H185V151H186V148L183 150L182 149V147H187V145H188V147L190 146L191 147V145H192V139H191V145H189L188 143H190L189 141H188V139H187V141L184 143V139L183 138H181L182 137V134H181V131L180 130H175ZM175 131H173V132H175ZM25 132V131H24ZM144 132H142L143 134H144ZM3 133V132H2ZM26 133V132H25ZM28 133V132H27ZM26 133V134H27ZM129 133H131L130 131H129ZM35 134V133H34ZM34 134H33V136H34ZM65 134H67V133H64V135ZM148 134V133H147ZM184 134V133H183ZM31 134L29 133V136H30ZM59 135V137H58V140H59V138H60V135L61 134H58ZM122 135V134H121ZM134 135V134H133ZM137 135H138V133H137ZM145 135V134H144ZM165 135V134H164ZM163 135V136H164ZM242 135V134H241ZM68 135H66L65 136V138H63L62 136H61V139L63 140V141H65L67 138ZM129 136H130V134H129ZM139 136V135H138ZM2 137V136H1ZM193 137V136H192ZM245 137H247V136H245ZM30 138V137H29ZM111 138V139H110ZM138 138V137H137ZM1 139V138H0ZM8 139V138H7ZM60 139V140H61ZM71 139H73L74 140V138H72L71 136L70 137H68V139L67 140H69V141H65V145L63 144V143H61V142H63L62 140L61 141H58V142H60L63 146H70L69 144H73L74 145V142L73 143H71ZM176 139V141H172V140H175ZM177 139H180L179 140V142H178V140ZM30 140V139H29ZM78 140V139H77ZM117 139H115L114 140V138L113 137H108L107 138V141L109 142L108 144L106 143V142H104V141H102L103 143H101L102 145H104V146H109V144L110 145H113V143H114V145L116 144V142L117 141H119V139L116 141ZM159 140V139H158ZM205 140H207V139H204V142H203V144L205 143ZM55 141H56V138H55ZM85 141V140H84ZM115 141V142H114ZM209 142H210V140H208ZM251 141V140H250ZM1 142V141H0ZM16 142V141H15ZM18 142V143H19ZM66 142H68L67 143V145H66ZM144 142H145V145H144ZM151 142H153V141H151ZM159 142V141H158ZM188 142V143H187ZM209 142H207L205 145H207ZM21 143V142H20ZM17 144L18 146L16 147L15 146V148H14V150L11 152V153H9V152H7V154H3V155H6V156H4V159L6 160V161H9L10 159H12V162L10 161L9 163H11V164H9V166H11V168H10V170L9 171H11V174L12 173H14L15 175H16V171L12 168V166L13 165H15V164H18V162H16L17 160H15L17 157H21L23 154H24V152H25V149H26V147H24V146H21L20 147V145L21 144ZM56 143H57V141H56ZM59 143V144H60ZM117 143H119V142H117ZM125 143H126V146H125ZM231 143H233V144H231ZM240 143H241V141H240ZM255 143V142H254ZM13 144H15L14 142H13ZM25 144V143H24ZM58 144V145H59ZM61 144H60V147L62 148V150L63 151H65L66 150V152H68V153H66V155H64L65 154V152H63L62 150V153L63 154H61V155H64V156H70L69 154L70 153H72V152H70L71 150V148L69 147V149H68V151H67V148L66 147H63V146H61ZM187 144V145H186ZM257 144V143H256ZM26 145V144H25ZM71 146L72 147V151H74L73 150V148H74V146ZM76 145V149L78 148V145L77 144H75ZM213 145V144H212ZM217 145V146H218ZM236 145V146H237ZM253 145V144H252ZM259 145V144H258ZM13 147H14V145H12ZM100 147H101V145H99ZM124 146H125V148H124ZM196 144H195V146H192V148L193 147H195L196 148ZM216 146V148H211V150L213 151V153H215L216 154V152H214V149H216L217 150V147ZM255 146V145H254ZM6 147H7V145H6ZM121 147H122V145H121ZM127 147V148H126ZM129 147V148H128ZM149 147V149H147ZM187 147V148H188ZM203 147V146H202ZM11 148V147H10ZM31 148V147H30ZM47 148V147H46ZM60 148V149H61ZM64 148H66V149H64ZM88 148V147H87ZM92 148V149H93ZM191 148V149H192ZM209 148V147H208ZM237 148V147H236ZM250 148V147H249ZM256 148V147H255ZM126 149V150H125ZM205 149V148H204ZM263 149V148H262ZM70 150V151H69ZM115 150V149H114ZM122 150V149H121ZM205 150H208V149H205ZM211 150H208V151H210V152H208V151H206L205 152V156L207 155V157L209 156V157H213V155L214 156H217L218 154H213V153H211L212 151ZM215 150V151H216ZM0 151H2V150H0ZM52 151V150H51ZM53 151H55V149L53 150ZM60 151V152H61ZM76 151H75V153H76ZM102 151V150H101ZM100 151V152H101ZM128 151H132L131 152V155H130V152H128ZM134 151V152H133ZM189 151V150H188ZM220 151V150H219ZM218 151V152H219ZM47 152V151H46ZM56 152L58 153L59 151H57L56 150ZM70 152V153H69ZM5 153V152H4ZM114 153V152H113ZM173 154V156H171V154ZM198 153V152H197ZM236 152H234V154H235ZM252 153V152H251ZM56 154V153H55ZM59 154L60 153H58V156H59ZM98 155V154H97ZM114 155V154H113ZM124 155V156H123ZM76 156H75V158H76ZM192 156V155H191ZM255 156H256V158L259 160V161H264V155L263 154H260V153H256L255 154ZM57 157V156H56ZM172 157H174L173 159H175V160H173L172 159ZM189 157H187V158H189ZM219 157V156H218ZM224 157H225V159H226V156L224 155ZM233 157V158H232ZM41 158V157H40ZM65 158H67V157H65ZM61 159V158H59V159H57V161L59 162V161H70L69 159L68 160H66V159ZM69 158V157H68ZM70 158H72V157H70ZM73 158H74V156H73ZM75 159V160H78V159ZM119 158V159H120ZM122 158V159H123ZM197 158V157H196ZM216 158V157H215ZM104 159V158H103ZM107 159H108V157H107ZM118 159V160H119ZM172 159V160H171ZM217 159V158H216ZM215 159V160H216ZM81 160V161H80ZM106 160V159H105ZM177 160V161H176ZM56 160H53L52 159V162H51V165H54L55 164V166L56 167H59V164H56V162H57ZM171 161V162H170ZM173 161V162H172ZM252 163H251V162ZM258 161V162H259ZM16 162V163H15ZM105 162V161H104ZM111 162V161H110ZM119 162H121V160H119ZM118 162V163H119ZM176 162V163H175ZM177 162H178V164H177ZM185 162L187 163V164H185ZM199 160L198 159H196V161H195V166L197 167L198 165H196V163L197 164H199ZM226 162H227V160H226ZM15 163V164H14ZM21 163H22V161H21ZM48 163V162H47ZM70 163V162H69ZM107 163H109V162H107ZM174 163H175V165L177 166V168H171V167H173L174 166ZM213 163V162H212ZM224 163V162H223ZM231 163H232V165H231ZM61 164H63L64 165V163H62L61 162ZM71 164H72V162H71ZM119 164H121V163H119ZM171 164H173V165H171ZM49 165V164H48ZM58 165V166H57ZM65 165H67L66 163H65ZM69 165V164H68ZM80 165V166H79ZM88 165H90V166H88ZM171 165V166H170ZM209 165V164H208ZM229 165H231V166H229ZM120 166V165H119ZM194 166V165H193ZM225 166H226V168H225ZM71 167V166H70ZM69 167V168H70ZM117 167V166H116ZM140 167V168H139ZM188 167V166H187ZM218 167V168H217ZM63 168V167H62ZM64 168H65V166H64ZM72 168L71 169H69V171L70 170H72ZM191 168H193V167H191ZM198 168V167H197ZM222 168V169H223ZM57 169V168H56ZM82 169V168H81ZM84 169H82L81 171H83V172H85V170ZM90 169V168H89ZM65 170V169H64ZM87 170V169H86ZM91 170V169H90ZM89 170V171H90ZM3 172H5L6 171V168H4V170H2ZM52 171H54V170H52ZM58 171V170H57ZM73 171V170H72ZM88 171V170H87ZM97 171V172H96ZM219 171V170H218ZM56 172V171H55ZM91 172V171H90ZM103 172V173H102ZM194 172V171H193ZM213 172V171H212ZM6 173V172H5ZM56 173H58V172H56ZM55 173V174H56ZM81 173V172H80ZM79 172H77V176L76 177H78V180H79V178L81 177H83L81 174H83V173H81L80 174ZM92 173V172H91ZM14 174H12L11 175V181H10V183H12V185L14 186V189H15V191L14 192H12V193H9V190H8V188H1V193H0V220L1 221H8V220H10V219H8V218H14V217H16V218H18L19 216L18 215H22V216H24V214H25V219H23V218H19L20 219V223H22V221H26L27 219H29V217H28V212H26L25 213V207L23 208V203L22 202H24V199H23V194H25L24 192H23V190L20 188V186H19V183H20V185H23V183H21V182H19V180L16 178V176L14 175ZM58 174V175H59ZM84 174H86V173H84ZM109 175V174H108ZM128 176V178H132V175H130V177H129V175H127ZM127 176H125V178L127 177ZM14 177V178H13ZM60 177H62V176H60ZM89 177V176H88ZM91 177V176H90ZM109 177V176H108ZM1 178V177H0ZM84 178H85V176H84ZM121 178V179H120ZM157 179H159L158 181V183L157 182H155ZM171 179V180H170ZM1 180V179H0ZM25 180V179H24ZM57 180H58V182L59 183H62V180L60 179V178H57ZM209 180H211L212 181V183H210L209 184ZM80 181V180H79ZM129 181V180H128ZM169 181L171 182V183H169ZM153 182V183H152ZM24 183V184H25ZM44 183V184H43ZM108 183H111V182H108ZM107 183V185H109ZM129 183V182H128ZM127 183V184H128ZM81 185H83L82 183H80ZM236 184H238V185H236ZM0 185H4V183H2V182H0ZM26 187H28L27 185H25ZM5 187V186H4ZM65 187V188H64ZM91 187V186H90ZM150 187H152V185L150 186ZM108 188V189H107ZM139 188V187H138ZM154 188H156V187H154ZM158 188V189H159ZM28 189H29V187H28ZM75 189V191H76V189L77 188H74ZM73 189V190H74ZM86 189V190H85ZM89 189V190H88ZM119 189H120V187H119ZM122 189H123V187H122ZM85 190V191H84ZM93 190V189H92ZM108 190V191H107ZM110 190V191H109ZM124 191H126L125 190V188L123 189ZM147 190V189H146ZM151 190V189H150ZM153 191L155 190V191H157L156 189H152ZM17 191H19L18 193H17ZM124 191H122V192H124ZM142 191H143V189H142ZM152 191V192H153ZM99 193V195L97 194V193ZM143 192H146L145 190L143 191ZM18 194L20 195V196H18ZM86 194H88V193H86ZM96 194V195H95ZM110 194H113V198L112 197H110L111 198V200H110V198H109V196H110ZM91 195V194H90ZM156 195V196H155ZM131 196H134V198H136L137 197V202L135 203L134 201V203H131L130 202V200L129 199H132L133 197H131ZM136 196V197H135ZM171 196H174V197H171ZM145 197V196H144ZM171 197V198H170ZM262 197H264V196H262ZM143 198V197H142ZM173 198V200H171ZM182 198V200H181V205L182 204H185V201H183L184 199ZM6 199V200H5ZM85 199H86V201H85ZM256 200V204H253L252 205V201H254V200ZM4 200H5V202H4ZM87 200H89V202H87ZM237 200H239V204L238 203H236V201ZM85 202V203H84ZM182 202H184V203H182ZM40 204V202L38 203V205ZM220 204V205H219ZM34 205H35V203H34ZM36 207H37V205H35ZM124 206H126V207H124ZM134 206V207H133ZM39 207H40V205H39ZM38 207V208H39ZM178 208H177V210H178ZM181 208L183 209V208H185L184 206L182 207L181 206ZM247 210H246V209ZM249 208H251L249 211H248V209ZM124 209V210H123ZM128 209V210H127ZM182 209H180V211L182 212ZM24 210V211H23ZM215 210H213V211H215ZM244 210H246V212H248V213H250V211H252L253 213H255V214H257V213H259V215L257 214V216H259V218L257 219V220H255L254 219V221H253V225H251V228H250V230L248 229V227H247V229L246 230H242V232H241V234H240V231L238 232L240 235H237L236 237L235 236H228V237H224V238H220L219 236H223L224 234H222V231H223V233L225 232V233H228L231 229H229V228H234V230L232 229V231H234V232H236V229H235V227H237V225L239 224V221H242L243 222V220H244V218H246L245 220H247V221H250V216H246V212H244ZM34 211V210H33ZM129 211V212H128ZM183 211H184V213H183V215L186 217V221H187V225L188 224H191L190 223V216H189V214H187V212H185V209H183ZM35 212V211H34ZM33 212V213H34ZM121 213V214H119V217L117 216L118 214L117 213ZM251 212V213H252ZM14 213H16V215H14ZM32 213V214H33ZM36 213V212H35ZM44 213V212H43ZM186 213V214H185ZM246 213V214H245ZM249 214V215H252V214ZM12 214V215H11ZM13 215H14V217H13ZM245 215V216H244ZM248 215V214H247ZM46 216V215H45ZM53 216V215H52ZM216 216V215H215ZM218 216V215H217ZM238 216V217H237ZM253 216V215H252ZM131 217V216H130ZM240 217V219L238 220V218ZM242 217V218H241ZM248 217V218H247ZM253 217H255V216H253ZM16 218H14V219H16ZM33 218V217H32ZM50 218V217H49ZM228 218H230V221H231V227H230V225L228 226V230H227V219ZM252 218V217H251ZM19 219H18V221H19ZM249 219V220H248ZM17 220V219H16ZM245 220H244V222H245ZM253 220V219H252ZM154 221H155V218H154ZM216 221V220H215ZM230 221H229V224H230ZM264 221V220H263ZM28 222V221H27ZM47 222V223H46ZM217 222H218V219H217ZM242 222H240L242 225L244 224V223H242ZM252 222V221H251ZM29 223L32 225V226H34V227H36V224L32 221V219L31 220H29ZM248 223V222H247ZM26 224V223H25ZM28 224V223H27ZM136 224V223H135ZM153 224V223H152ZM221 224V223H220ZM239 225V226H242V225ZM246 224V223H245ZM250 224V223H249ZM30 225V226H31ZM178 225H180V224H178ZM192 225V224H191ZM222 225V224H221ZM236 225V226H235ZM31 226V227H32ZM130 226V227H129ZM166 226L167 227H169V226H176V225H174V223H173V221L172 222H170V223H166ZM245 226V225H244ZM30 227V228H31ZM156 227V226H155ZM243 227V226H242ZM151 228V227H150ZM153 228V227H152ZM212 228V229H211ZM239 228V227H238ZM245 228V227H244ZM148 229V226L146 227V230ZM155 229V228H154ZM207 229V230H208ZM240 229H241V227H240ZM34 231H35V229H33ZM33 230H30V233L31 234H27V236L28 237H30L29 235H32L31 236V238L33 237V234H34V236H36L35 235V233H36V231H35V233H32V231ZM217 230V232H215ZM225 230H227L228 232H226ZM39 231V232H40ZM164 232H162L163 234L161 235V236H163L164 234H166L167 233V231L166 230H163ZM152 234V235H153ZM206 234H207V232H206ZM220 234H222V235H220ZM27 237V238H28ZM43 237H44V239H43ZM154 237H156V238H154ZM165 237V236H164ZM31 238H30V241H31ZM152 238V239H151ZM153 238H154V240H153ZM167 238V237H166ZM32 239H34V238H32ZM50 240L52 239V238H49ZM57 239V240H56ZM29 240V239H28ZM35 240V239H34ZM50 240H48V241H50ZM146 240V241H145ZM153 240V241H152ZM166 240V239H165ZM193 240V239H192ZM148 241H150V243H151V246H149L148 244H147V242ZM167 241V240H166ZM169 241V240H168ZM185 242H187V244H188V241H189V243L191 242V239L189 240V239H187V240H184ZM34 242V241H33ZM46 241H43L42 243H45ZM53 242V241H52ZM28 243V244H27ZM263 243V242H262ZM45 244H47V243H45ZM164 244V245H163ZM169 244V243H168ZM167 244V245H168ZM261 244V243H260ZM199 245V246H200ZM173 245H172V242H171V245H169L168 246V248L170 247V249H173V248H171ZM202 246H200V248H204V247H202ZM261 246H262V244H261ZM34 247V248H35ZM219 247H221V246H219ZM264 247V246H263ZM147 248H146V250H147ZM152 248V249H153ZM251 249V248H250ZM29 251H28V253H29ZM151 251V250H150ZM153 251V250H152ZM254 251L255 250H252V251H250V253H248L246 256H248L249 257V259H254L255 257H256V255H258L257 253H258V251H257V253H254ZM126 252V253H125ZM148 250H147V254L146 255H148ZM151 253V252H150ZM193 253H197L196 252V250H195V252H193ZM218 253V252H217ZM12 254H14L15 255V257H14V259L13 258H11V255ZM30 253L29 254H27V255H31ZM195 254H194V256H195ZM21 255V254H20ZM40 255V254H39ZM134 255L136 256L135 257V259L136 260H138V261H135L134 259H133V257H134ZM197 255V254H196ZM32 256V255H31ZM31 256H30V258H31ZM235 256V255H234ZM259 256H260V254H259ZM45 257V256H44ZM149 257H150V255H149ZM24 258V259H23ZM32 258H33V256H32ZM192 258V257H191ZM190 258V259H191ZM244 258V257H243ZM84 260V263H81L82 261ZM29 260H30V262H29ZM28 260V262L31 264V259H29ZM80 260V261H79ZM146 260V261H145ZM78 261V262H77ZM191 261V260H190ZM36 262L35 263H33L32 262V264H36ZM256 262V261H255ZM175 263V262H174ZM173 263V264H174Z\"/></svg>", "mask_w": 264, "mask_h": 264}]
</instances>
